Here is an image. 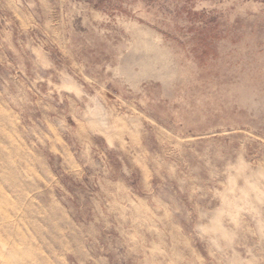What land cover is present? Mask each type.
Instances as JSON below:
<instances>
[{"label":"rangeland","instance_id":"obj_1","mask_svg":"<svg viewBox=\"0 0 264 264\" xmlns=\"http://www.w3.org/2000/svg\"><path fill=\"white\" fill-rule=\"evenodd\" d=\"M0 264H264V0H0Z\"/></svg>","mask_w":264,"mask_h":264}]
</instances>
